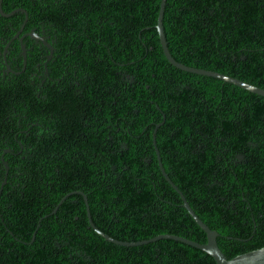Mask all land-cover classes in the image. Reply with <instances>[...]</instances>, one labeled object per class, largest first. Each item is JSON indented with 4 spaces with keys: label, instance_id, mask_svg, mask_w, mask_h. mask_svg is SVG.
<instances>
[{
    "label": "trees",
    "instance_id": "trees-1",
    "mask_svg": "<svg viewBox=\"0 0 264 264\" xmlns=\"http://www.w3.org/2000/svg\"><path fill=\"white\" fill-rule=\"evenodd\" d=\"M161 1L3 0L66 49L0 74V264H217L177 239L127 246L91 226L85 195L114 238L208 241L161 170L157 124L167 173L227 257L264 247V96L174 66ZM25 17L0 12V37ZM164 26L177 60L264 88V0H167Z\"/></svg>",
    "mask_w": 264,
    "mask_h": 264
},
{
    "label": "water",
    "instance_id": "water-1",
    "mask_svg": "<svg viewBox=\"0 0 264 264\" xmlns=\"http://www.w3.org/2000/svg\"><path fill=\"white\" fill-rule=\"evenodd\" d=\"M2 1L3 0H0V5L2 4ZM166 4H167V0H162L161 1L160 12H159V17H158V23H157V29H158V32L160 34V40H161L162 47L164 49V53H165L167 59L174 66H176V67H178L180 69H183L185 71L195 72V73L209 75V76H214L216 78H220V79H222L224 81L233 83L235 85H238V86H241V87H243L245 89H248L249 91H252L254 93H258V94L264 96V88L263 87L257 86V85H255L253 83H249V82L244 81V80H241V79H239L237 77L221 73V72L216 71V70L205 69V68H200V67H196V66H190V65H187L186 63H183V62L177 60L173 56V54H172V52H171V50L169 48L168 40H167L166 33H165L164 13H165ZM0 12L4 16H10V15L15 13V10L12 11V12L7 13V12H4L3 9H0ZM160 125L161 124H157L156 125L155 131L153 133V143L155 145V149H156V152H157V155H158L159 165L161 167V170H162L165 178L167 179V181L170 182L171 185L180 193V195H181V197L183 199V206L188 209V211L194 217V219L197 221V223L206 231L207 237H208V241L206 243H201L199 241H195V240L189 239L187 237H183V236H179V235H175V234H169V233L168 234H160V235H157L155 237H152V238H149V239H144V240H139V241H125V240H120V239L114 238L110 234H107L106 232L102 231L95 224V222L92 219L91 212H90L88 198L85 195L86 203H87L88 216H89V220H90L91 226L97 232H99L101 235H103L107 240L115 242V243H118V244H121V245L136 246V245H142V244H145V243L153 242V241H155L157 239H160V238H173V239L180 240L182 242H185L187 244L193 245V246H195L197 248H200V249L206 251L207 253L211 254L215 258L217 264H264V247H261V248L255 249V250H251V251H248V252H245V253H242V254H238V255L234 256L233 258H228L227 255L220 248V246L218 244V240H217V237L219 236V231H217L215 229H212L207 223H205L199 217V215L195 212V210L192 208L191 204L187 200L185 194L175 184V182L171 179V177L169 176V174L167 173V171H166V169H165V167L163 165L161 154H160V150H159V148L157 146V129H158V127H160ZM6 168L7 169L9 168V166L7 164H6ZM6 181L7 180L5 179L4 180V184L6 183ZM61 203L62 202H60V204ZM59 205L56 207V209L53 212L57 211V209L59 208ZM36 233H37V231L34 232L33 239H35Z\"/></svg>",
    "mask_w": 264,
    "mask_h": 264
},
{
    "label": "flooded vegetation",
    "instance_id": "flooded-vegetation-1",
    "mask_svg": "<svg viewBox=\"0 0 264 264\" xmlns=\"http://www.w3.org/2000/svg\"><path fill=\"white\" fill-rule=\"evenodd\" d=\"M0 9H3L2 4L0 5ZM14 10L15 13L20 11L24 13L28 12L24 7L15 8L12 11ZM28 22L29 16L26 13V17L19 27L12 25L13 27L6 28L10 31L15 30L16 32L13 35L4 34L0 37V74L4 79L11 78L13 74H20L26 69L28 61L33 59L35 55H41L42 53L46 57V63H48L57 56L62 55L61 49H66L65 41L59 38L49 40L51 38L49 29L42 22L39 25H28ZM81 29L86 30V26H83ZM5 33H8V31ZM21 59L24 63L23 69L16 71L15 68L20 66L19 61ZM40 65L41 62L36 63L37 67H40ZM48 72L49 70L46 68V73ZM35 75L37 78L40 77L37 73Z\"/></svg>",
    "mask_w": 264,
    "mask_h": 264
}]
</instances>
